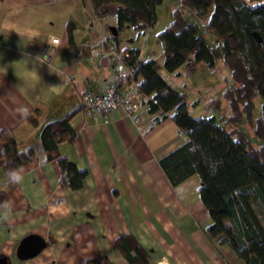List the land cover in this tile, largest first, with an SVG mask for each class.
Masks as SVG:
<instances>
[{
  "label": "crops",
  "instance_id": "0c3cea01",
  "mask_svg": "<svg viewBox=\"0 0 264 264\" xmlns=\"http://www.w3.org/2000/svg\"><path fill=\"white\" fill-rule=\"evenodd\" d=\"M81 9L90 20L81 0H0V131L23 125L38 109L39 128L24 125L19 141L40 149V128L78 110L70 119L75 140L59 144V152L88 173L81 189L68 188L58 161L46 163L44 154L18 170L16 180L0 171V260L131 264L117 246L123 239L141 246L149 264H244L207 238L212 219L199 177L173 186L160 165L189 140L171 117L156 123L158 114L142 106L137 125L124 110L108 123L84 112V95L113 81L104 42L116 30L110 25L108 34L96 33L90 22L81 23ZM54 38L59 44H51ZM29 235L42 237L46 248L23 261L17 253Z\"/></svg>",
  "mask_w": 264,
  "mask_h": 264
},
{
  "label": "trees",
  "instance_id": "16d2710c",
  "mask_svg": "<svg viewBox=\"0 0 264 264\" xmlns=\"http://www.w3.org/2000/svg\"><path fill=\"white\" fill-rule=\"evenodd\" d=\"M81 2L89 15L115 17L116 34L108 37L104 45L134 56L127 59L131 81L150 98L146 106L149 114H158L155 122L171 117L188 135V142L163 158L160 165L173 186L194 175L199 177L201 201L212 219V225L205 230L207 238L227 246L244 264H264V0H180L171 25L158 35L164 51L162 64L151 57L142 59L139 48L121 49L120 33L127 26L138 34L153 27L156 9L163 0ZM186 12L198 23L187 22ZM72 26L75 25L69 22L71 40ZM208 33L217 38L213 47L206 44L204 35ZM218 61L231 75L224 93L231 114L220 120L195 118L190 114L187 95L171 87L162 71L192 72L202 64L216 70ZM257 94L263 100L262 115L253 123ZM77 111L40 128V149L33 145L23 148L19 141L27 130L24 125L39 128L38 109L27 115L23 125L0 131V171L16 173L33 157L44 154L46 163L58 161L64 186L81 189L87 171L79 170L59 152V144L75 140L70 119ZM244 120L254 124L259 145H254L241 130ZM125 242L119 240L117 246L131 264H149L141 246Z\"/></svg>",
  "mask_w": 264,
  "mask_h": 264
},
{
  "label": "rangeland",
  "instance_id": "374dc122",
  "mask_svg": "<svg viewBox=\"0 0 264 264\" xmlns=\"http://www.w3.org/2000/svg\"><path fill=\"white\" fill-rule=\"evenodd\" d=\"M179 5L180 0H163V3L156 9L157 20L155 25L145 32L138 34L133 28H125L120 33L121 49H124L122 48L124 46L136 47L142 49V58L144 60L150 57L159 60L164 56V51L158 35L171 25L173 13ZM80 14V18L85 19L81 23L90 22L96 33L102 35L108 34L109 26L116 24V19L113 15L101 18L96 15H89L87 11L90 20L86 21V18L82 15V9L80 10ZM185 19L189 23H198L196 17L189 12H186ZM202 23L200 22V24ZM204 38L206 44L210 47L217 44V38L214 34H205ZM132 40L133 42H131ZM162 75L171 87L187 95L188 101L191 104V116L195 118L215 117L220 120L231 114L229 102L224 97L228 84L227 79H230L231 75L222 61H218L216 70H211L202 64L192 72L181 69L179 74H171L163 70ZM254 103L253 123L262 115L263 100L258 94L255 96ZM241 130L254 145L261 143L255 133L254 124L250 121L244 120L241 124ZM39 134L40 131L36 137L39 138Z\"/></svg>",
  "mask_w": 264,
  "mask_h": 264
},
{
  "label": "built area",
  "instance_id": "2783aa9c",
  "mask_svg": "<svg viewBox=\"0 0 264 264\" xmlns=\"http://www.w3.org/2000/svg\"><path fill=\"white\" fill-rule=\"evenodd\" d=\"M51 44H59V39L54 38ZM108 54L112 56L115 68L113 81L99 91L86 93L82 102L83 110L93 119H102L104 123L111 121L114 112L124 110L125 114L139 125L140 109L148 104L150 98L131 81V69L127 65V59H132L134 56L129 52H117L112 46L109 47ZM94 55H101V51L96 50ZM44 62L50 64L51 57L45 56Z\"/></svg>",
  "mask_w": 264,
  "mask_h": 264
},
{
  "label": "water",
  "instance_id": "95a60500",
  "mask_svg": "<svg viewBox=\"0 0 264 264\" xmlns=\"http://www.w3.org/2000/svg\"><path fill=\"white\" fill-rule=\"evenodd\" d=\"M254 35L258 41H262L258 33ZM45 248L46 241L42 237L38 235H29L22 241L18 249L17 257L20 260L27 261L39 255ZM0 264H9V260L4 257L0 260Z\"/></svg>",
  "mask_w": 264,
  "mask_h": 264
},
{
  "label": "clouds",
  "instance_id": "9594fccd",
  "mask_svg": "<svg viewBox=\"0 0 264 264\" xmlns=\"http://www.w3.org/2000/svg\"><path fill=\"white\" fill-rule=\"evenodd\" d=\"M10 175H11V177H12L13 180H16L18 178L14 172L11 173Z\"/></svg>",
  "mask_w": 264,
  "mask_h": 264
}]
</instances>
